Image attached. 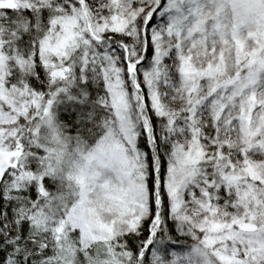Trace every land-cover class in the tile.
Instances as JSON below:
<instances>
[{
	"label": "snow or ice",
	"instance_id": "snow-or-ice-1",
	"mask_svg": "<svg viewBox=\"0 0 264 264\" xmlns=\"http://www.w3.org/2000/svg\"><path fill=\"white\" fill-rule=\"evenodd\" d=\"M0 264H264V0H0Z\"/></svg>",
	"mask_w": 264,
	"mask_h": 264
}]
</instances>
